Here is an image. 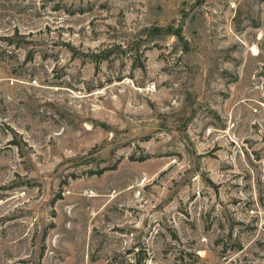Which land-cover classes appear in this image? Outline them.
<instances>
[{
	"label": "rangeland",
	"instance_id": "374dc122",
	"mask_svg": "<svg viewBox=\"0 0 264 264\" xmlns=\"http://www.w3.org/2000/svg\"><path fill=\"white\" fill-rule=\"evenodd\" d=\"M0 264H264V0H0Z\"/></svg>",
	"mask_w": 264,
	"mask_h": 264
}]
</instances>
